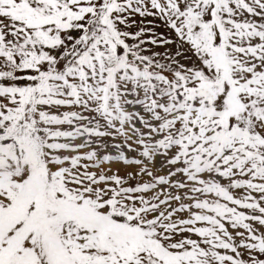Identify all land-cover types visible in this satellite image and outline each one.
Masks as SVG:
<instances>
[{"label":"snow or ice","instance_id":"6c2138e0","mask_svg":"<svg viewBox=\"0 0 264 264\" xmlns=\"http://www.w3.org/2000/svg\"><path fill=\"white\" fill-rule=\"evenodd\" d=\"M0 264H264V0H0Z\"/></svg>","mask_w":264,"mask_h":264}]
</instances>
